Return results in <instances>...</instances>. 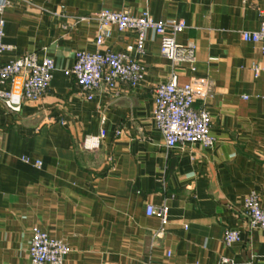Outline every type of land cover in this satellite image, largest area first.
Listing matches in <instances>:
<instances>
[{
    "label": "crops",
    "instance_id": "obj_1",
    "mask_svg": "<svg viewBox=\"0 0 264 264\" xmlns=\"http://www.w3.org/2000/svg\"><path fill=\"white\" fill-rule=\"evenodd\" d=\"M3 14L6 63L28 54L54 62L48 93L9 113L0 101V264H30L35 230L64 242V264H264V231L251 230L243 200L257 194L264 210V66L243 33L259 28L260 0H10ZM148 11L177 20V43L195 45L194 70L172 65L148 32L136 57L145 74L134 87L79 95L67 71L75 54L94 53L95 15ZM83 21H80V20ZM132 32L112 29L113 53L133 46ZM172 77L209 83L198 100L211 117L213 148L167 150L153 122L154 90ZM105 131L96 151L82 143ZM30 160L29 164L22 161ZM40 162L39 168L34 166ZM169 208L167 223L145 214ZM227 231L239 233L231 247Z\"/></svg>",
    "mask_w": 264,
    "mask_h": 264
},
{
    "label": "built area",
    "instance_id": "obj_2",
    "mask_svg": "<svg viewBox=\"0 0 264 264\" xmlns=\"http://www.w3.org/2000/svg\"><path fill=\"white\" fill-rule=\"evenodd\" d=\"M10 0H0V101L9 113L20 112L26 103L39 102L49 91L55 70L54 62L44 58L39 64L36 54H28L9 62H1V56L14 48L4 43L5 21L3 14L9 7ZM259 28L254 33H243V42L257 44L264 57V0H260L257 8ZM97 32L94 40V53L79 52L75 54L73 66L66 72L75 81L79 95L85 100H92L101 91L114 93L119 86L134 88L144 77L145 71L136 57L144 53V44L148 32L154 33L159 39V53L172 65H188L194 70L195 45L190 43L181 46L177 36L184 32V22L168 20L155 22L148 11L138 16L128 12L102 10L95 16ZM80 21H83L82 19ZM112 29L123 33L132 32L136 36L133 46L126 48L122 54L113 53L106 47V41L111 37ZM256 78L263 75L264 66H254ZM210 85L202 80L193 79L185 85H178L172 77L168 83L159 84L154 90L153 122L161 134L167 150L186 144L198 143L203 148H213L215 137L210 131L211 117L204 109H196L198 100L211 97ZM105 131L97 136L88 137L82 143V149L87 152L99 149ZM26 164L30 160L23 158ZM34 166L39 168L40 162ZM168 206L158 208L147 206L145 214L157 217L162 226L167 223ZM243 211L251 230L264 231V210L260 197L251 193L243 200ZM239 241V233L227 231L223 242L231 247ZM69 253L67 245L53 239L41 230H35L30 240L28 257L30 264H64Z\"/></svg>",
    "mask_w": 264,
    "mask_h": 264
}]
</instances>
